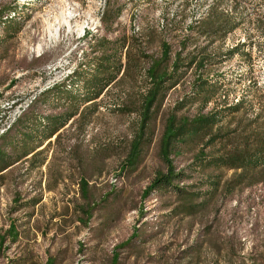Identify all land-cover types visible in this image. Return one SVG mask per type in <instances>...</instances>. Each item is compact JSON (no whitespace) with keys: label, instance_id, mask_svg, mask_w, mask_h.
<instances>
[{"label":"rangeland","instance_id":"1","mask_svg":"<svg viewBox=\"0 0 264 264\" xmlns=\"http://www.w3.org/2000/svg\"><path fill=\"white\" fill-rule=\"evenodd\" d=\"M107 9L112 20L105 23L100 16ZM11 10L12 21L0 24V99L7 90L5 97L24 91L48 64L96 57L91 44L100 38L123 43L125 68L87 105L85 118L75 116L34 159L0 175V264H264V166L249 175L193 162L201 149L219 156L264 139V0H0V17ZM163 43L171 60L176 52L187 61L203 50L200 74L219 85L206 104L190 99L198 71L181 67L129 169L147 89L144 56L158 58ZM232 47L238 49L230 56ZM183 98L177 114L188 117L241 103L220 125L226 140L184 145L174 158L186 174L180 185L200 194L191 214L179 213L181 198L168 190L142 196L165 171L159 140ZM39 102L30 111L60 110ZM123 106L134 111H117Z\"/></svg>","mask_w":264,"mask_h":264},{"label":"trees","instance_id":"2","mask_svg":"<svg viewBox=\"0 0 264 264\" xmlns=\"http://www.w3.org/2000/svg\"><path fill=\"white\" fill-rule=\"evenodd\" d=\"M109 11L107 9V11L104 10L101 13L100 18L105 23L112 20L108 18ZM14 15H16L15 10L3 14L0 17V24L9 23ZM91 46L93 53H98L96 57L87 59V56H85L87 54H85L83 56L84 60L78 63L66 83L55 85L41 93L12 126L0 135V175L22 159H34L39 153L37 148L46 141L49 143V139L53 136L57 138L59 130L74 116H77L78 119L85 118L87 105L94 103L105 88L116 82L118 75L125 68V65L120 62L121 50L124 48L123 43L117 47L114 42L100 38L93 42ZM237 49L232 47L228 50V55L232 56ZM144 57L150 60L144 72L147 89L141 96L139 123L126 157L127 162L125 165L129 169L135 167L142 150V144L149 142L148 137L151 136L147 132L149 123L154 119L168 90L178 84V74L181 67L193 66L198 71L197 76L192 81L190 99L201 97L203 103L206 104L214 97L219 85L217 80L211 82L209 74H200V71L205 68L207 59L203 54V50L195 52L187 61L180 56L179 52H176L171 60V47L163 43L158 58ZM181 61L186 62L179 63ZM186 99L180 100L177 107H175V111L171 112L165 119L159 140V155L165 171L155 175L143 190L142 196L146 197L153 191L168 190L176 197L181 198L178 207L179 213L191 214L196 211V206H190V204L193 200L198 199L200 194L191 192L180 185L186 179V174L183 169L175 166L174 158L182 153L184 145L202 143V146L207 147L217 141L226 140L227 133L220 132V125L226 115L239 110L241 103L224 104L221 108L206 114L198 113L188 117L177 114V111L184 107ZM37 101H40L41 105H48L52 109L60 110L56 113L30 111ZM118 110L126 113L134 111L127 106L119 107ZM193 162L199 167L218 168L224 166L231 169H240L243 174L249 171V175H253L259 167L264 166V139L256 140V146L251 150L233 148L219 156H208L201 149L196 154ZM243 178L244 176L240 175L235 184H240ZM257 181L256 178L250 180L249 185ZM82 183L86 184L85 182ZM10 231L13 233L12 239L14 241L16 232L12 227Z\"/></svg>","mask_w":264,"mask_h":264},{"label":"bare ground","instance_id":"3","mask_svg":"<svg viewBox=\"0 0 264 264\" xmlns=\"http://www.w3.org/2000/svg\"><path fill=\"white\" fill-rule=\"evenodd\" d=\"M97 28V26H95ZM93 28V29H95ZM52 30V29H51ZM56 28L51 31V37L53 39L56 37ZM96 30H94L95 33ZM84 34V33H83ZM39 49V46H37ZM68 63V62H67ZM77 65L75 64H66L61 67V64L50 66L44 73L42 77V86L39 89L36 87L35 80L29 84L28 88L24 91L19 92L18 94H13L7 97H2L0 99V120L6 119L7 112H13L16 108L23 105V110L17 112V115L8 120L5 125V128H0V135L7 131L12 124L30 107V105L36 100V98L43 92L51 89L53 86L66 83L67 80L72 76ZM39 74L37 75L36 80L38 79ZM31 98V99H30Z\"/></svg>","mask_w":264,"mask_h":264},{"label":"built area","instance_id":"4","mask_svg":"<svg viewBox=\"0 0 264 264\" xmlns=\"http://www.w3.org/2000/svg\"><path fill=\"white\" fill-rule=\"evenodd\" d=\"M57 62H54V63H57ZM51 64H48L46 67H44L41 70H39V77H38L37 80H35V84H36V87L38 88V92H39L40 87L43 85L42 84L43 73H44V71H46L50 67ZM75 65H77V62H75ZM7 91H5V96L7 95ZM22 110H23V105H21L18 108H16L13 112H7L6 119L0 120V128H5V125L8 122V120L13 119L17 115V112H20Z\"/></svg>","mask_w":264,"mask_h":264},{"label":"crops","instance_id":"5","mask_svg":"<svg viewBox=\"0 0 264 264\" xmlns=\"http://www.w3.org/2000/svg\"><path fill=\"white\" fill-rule=\"evenodd\" d=\"M74 117H75V116H74ZM74 117H73V118H74ZM73 118L71 119V121L73 120ZM69 121H70V120H69ZM69 121H68V122H69ZM68 122H67V123H68ZM61 129H62V128H61ZM61 129H60V130H61ZM60 130H59V132H60ZM53 137H55V136H53ZM53 137H52V138H53ZM52 138H51V139H52ZM51 139H49V140H51Z\"/></svg>","mask_w":264,"mask_h":264}]
</instances>
